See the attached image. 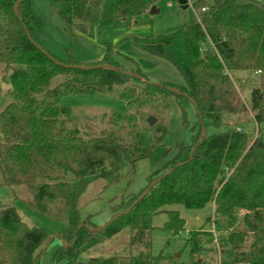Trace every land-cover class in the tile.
Instances as JSON below:
<instances>
[{"label":"trees","instance_id":"1","mask_svg":"<svg viewBox=\"0 0 264 264\" xmlns=\"http://www.w3.org/2000/svg\"><path fill=\"white\" fill-rule=\"evenodd\" d=\"M50 1L59 4V17L69 27L88 36L146 10L143 0ZM193 8L197 19L175 33L132 38L180 73L184 86L176 88L122 70L110 62V49L95 65L102 68L55 64L32 39V26L39 21L27 0H0V66L10 87L9 103L0 112V186L23 188L31 196L30 209L67 221L59 235L63 247L53 262L215 264L201 257L212 251L214 237L207 230L189 234L185 261L149 252L155 215L165 212L164 229L176 235L184 221L166 207L199 210L213 204L214 224L225 232L221 248L228 245L220 264H264V142L240 129L199 134L190 145L176 144V155L152 173L144 190L111 203L112 218L121 215L105 228L79 219V198L90 183L151 158L162 145L166 127L149 126L148 120L165 114L171 99L178 105L193 103L201 128L218 129L222 115L247 110L257 126L264 124V5L211 0L205 7L196 0ZM238 71L258 76L248 109L230 80L229 74ZM79 95L117 98L128 113H103L105 129L97 135L81 133L73 111L61 104L63 97ZM239 212L242 228L234 230ZM123 231L129 232V246L138 247L135 255L77 262L83 252ZM46 243L44 231L27 227L14 207L0 206V264H38Z\"/></svg>","mask_w":264,"mask_h":264},{"label":"rangeland","instance_id":"2","mask_svg":"<svg viewBox=\"0 0 264 264\" xmlns=\"http://www.w3.org/2000/svg\"><path fill=\"white\" fill-rule=\"evenodd\" d=\"M202 1L205 7H208L211 2V0ZM255 1L264 5V0ZM27 2L31 12L39 21L38 26H32V39L56 61L73 66H95L102 61L107 50L110 49V62L122 70L128 73L138 72L147 82L176 88L184 86L180 73L169 62L140 49L133 44L132 38L155 37L177 32L183 25L197 19V13L193 8L196 0H187V8L184 10L178 6V0H143L146 5L143 14L127 19L124 23H117L113 29L99 31L95 28L89 36L69 27L59 17L58 3L50 0H27ZM229 76L242 103L248 109L250 91L257 82V74L238 71ZM9 89L3 67L0 66V112L9 103ZM61 104L73 111L74 117L78 119L76 126L80 132L88 134L97 135L105 129V124L100 122L103 113H128L122 101L107 95L65 96ZM197 121L195 108L190 101L183 100L178 105L171 99L168 111L160 115L154 123H160L166 127L167 135L162 145L153 152L151 158L124 166L108 180L90 183L79 198L80 221L88 220L97 228H102L113 216L110 211L111 203L144 190L152 173L176 155L178 143L190 145L199 134L210 136L217 131L228 129L243 130L253 138L257 137L264 142V124L257 126L252 121L248 110L240 115H222L218 129L211 125L201 128ZM30 200L31 196L21 187L0 186V206L14 207L27 227L41 229L47 236L44 253L38 260V264H68L64 259L53 262L54 254L63 247L59 235L67 228V221L50 219L30 209L27 204ZM164 210L176 211L184 221V228L173 235L164 229L167 220L165 212L155 215L152 219L153 229L149 234V252L152 256L161 253L165 257L185 261L188 259L186 241L189 234L207 230L213 234L214 242L210 246L212 251L201 257L220 264L223 256L222 248L226 250L228 245L225 244L221 248L220 241L225 232L222 233L214 224L217 218L213 217V204H207L199 210H188L179 205L169 206ZM242 216L243 212L236 214L234 230L242 228ZM250 241L251 239L248 238L246 243L249 245ZM137 251V246L132 248L129 246V232L123 231L83 252L77 262L84 263L91 259L114 256L127 257L129 254L135 255Z\"/></svg>","mask_w":264,"mask_h":264},{"label":"water","instance_id":"3","mask_svg":"<svg viewBox=\"0 0 264 264\" xmlns=\"http://www.w3.org/2000/svg\"><path fill=\"white\" fill-rule=\"evenodd\" d=\"M178 6L181 8V9H186L187 8V0H178ZM24 31L25 33H27V30L24 28ZM37 48L39 50H41L42 48L37 46ZM42 53L47 57L49 58L51 61H53L55 64H59L58 61H56L55 59H53L47 52L45 51H42ZM76 68H80V69H84V70H91V69H95V68H102V66H90V67H84V66H74ZM193 104V103H192ZM194 108H195V105L193 104ZM196 109V108H195ZM155 123V119L153 118H150L148 120V125L149 126H153ZM121 215V213L117 214L115 217L111 218V220L106 223L102 228H105L106 226H108L111 222H113L116 218H118L119 216Z\"/></svg>","mask_w":264,"mask_h":264},{"label":"built area","instance_id":"4","mask_svg":"<svg viewBox=\"0 0 264 264\" xmlns=\"http://www.w3.org/2000/svg\"><path fill=\"white\" fill-rule=\"evenodd\" d=\"M204 11V10H203Z\"/></svg>","mask_w":264,"mask_h":264}]
</instances>
